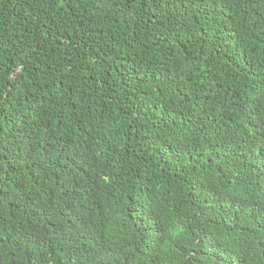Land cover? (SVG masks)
<instances>
[{
  "label": "trees",
  "instance_id": "trees-1",
  "mask_svg": "<svg viewBox=\"0 0 264 264\" xmlns=\"http://www.w3.org/2000/svg\"><path fill=\"white\" fill-rule=\"evenodd\" d=\"M0 264H264V0H0Z\"/></svg>",
  "mask_w": 264,
  "mask_h": 264
}]
</instances>
